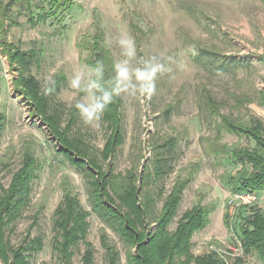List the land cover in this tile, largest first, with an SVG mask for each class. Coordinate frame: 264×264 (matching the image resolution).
<instances>
[{"label": "rangeland", "instance_id": "rangeland-1", "mask_svg": "<svg viewBox=\"0 0 264 264\" xmlns=\"http://www.w3.org/2000/svg\"><path fill=\"white\" fill-rule=\"evenodd\" d=\"M63 2L11 12L16 23L6 40L0 35V264H110L109 248L132 264L135 248L98 212L104 186L113 190L106 181L115 175L136 190L144 176L142 197L156 201L158 217L175 183L192 174L169 233L194 205L212 207L193 255L264 264L238 233L241 224L264 230V190L243 204L227 185L251 171L227 153L256 144L217 117L264 126V0ZM200 50L244 65L211 72L193 61ZM153 66L154 90L133 89ZM106 92L100 120L85 123L78 105ZM170 141L175 147H163ZM252 211L262 219L243 221Z\"/></svg>", "mask_w": 264, "mask_h": 264}, {"label": "trees", "instance_id": "trees-1", "mask_svg": "<svg viewBox=\"0 0 264 264\" xmlns=\"http://www.w3.org/2000/svg\"><path fill=\"white\" fill-rule=\"evenodd\" d=\"M5 1L0 0V35L5 40L13 27V23H16L14 15L13 18L11 16V12H19V10L26 9L30 6L33 7L35 3L41 1H47V3L56 6L57 9H63L65 6L64 0ZM5 55L8 57L9 53L6 52ZM193 61L199 65H203L211 72L220 73L236 70L238 67L244 65L242 61L233 59V57H221L217 53L209 50H200L193 57ZM217 117L221 120L218 125L220 128L221 126H225L229 133L239 136L246 135L255 142L256 146L251 150L252 153H248L242 148H234L230 152L227 149L229 159L233 163L241 164L243 167L250 166L251 168V171L246 173V175L231 177L227 185L234 195H240V193L244 195H256L264 190V126L260 121H254L251 126H245L240 122L220 114ZM117 122H120L119 117ZM173 142L171 144L170 141L164 144L163 147H175L173 146ZM215 149L213 150L215 155L220 156L222 154L220 150L218 149L216 151ZM85 159L88 158L85 157ZM88 161L90 162L91 160ZM167 173L164 167H159L157 169V178L162 179ZM142 179V187L140 186L141 188L135 190V184L130 182V180L127 179L124 182H127V186L123 185V183L121 186V180L114 175L111 180L106 181V184L111 186L113 190H109L106 193L108 187L104 186L99 197L100 204H98L101 208H105L98 210L100 216L110 223L115 222V225L119 226L124 242L135 248L136 252L131 257L132 264H220V261L213 255L214 253L203 256H194L192 253V238L196 232L204 229L209 223L212 207L194 205L184 213L176 231L173 234L168 231V227L177 216L184 191L194 180V174L180 179L175 183L172 191L166 197L161 214L158 217L152 214L154 209L152 207L156 204V201L149 196L150 198L146 202L142 197L145 178L141 175L139 185ZM114 191L118 193V198L122 200L119 201L121 204H125L126 206L128 204L124 210L113 200L112 195ZM12 198L14 197L10 195L8 200H5L1 210L2 214L11 210L9 209L8 201H11ZM111 199L113 202H110ZM226 216L228 217L230 214H226ZM252 216H256V219H262L263 214L252 211V214L244 218L243 221L245 220L247 223ZM251 226L250 224L247 226L241 224L238 233L242 238L245 250L247 252H255L264 261V230L258 225H253V228ZM109 255L110 264H119L117 253L111 248H109Z\"/></svg>", "mask_w": 264, "mask_h": 264}, {"label": "clouds", "instance_id": "clouds-1", "mask_svg": "<svg viewBox=\"0 0 264 264\" xmlns=\"http://www.w3.org/2000/svg\"><path fill=\"white\" fill-rule=\"evenodd\" d=\"M157 70L156 66H153L150 70L143 71L142 74L138 77L140 81L138 84H132L131 87L133 89H139L141 93L152 92L154 90V84L148 83L152 80L153 74ZM127 69H122L120 75H124ZM127 90V89H125ZM111 100V93H104L100 100L93 104L91 107H86L83 104L78 105V107L82 110V115L84 117L85 123L92 124L93 121L100 120V114L102 113L106 103Z\"/></svg>", "mask_w": 264, "mask_h": 264}, {"label": "built area", "instance_id": "built-area-1", "mask_svg": "<svg viewBox=\"0 0 264 264\" xmlns=\"http://www.w3.org/2000/svg\"><path fill=\"white\" fill-rule=\"evenodd\" d=\"M237 197L240 198L241 200H243L242 202H243L244 204H246V203H250V202H252V201L255 200V196H254V195H249V194H247V195H242V196H237Z\"/></svg>", "mask_w": 264, "mask_h": 264}]
</instances>
